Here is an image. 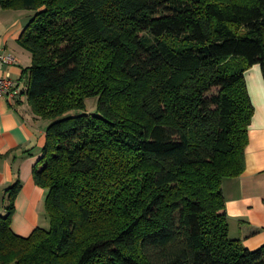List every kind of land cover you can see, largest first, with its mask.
Listing matches in <instances>:
<instances>
[{
	"label": "trees",
	"instance_id": "1",
	"mask_svg": "<svg viewBox=\"0 0 264 264\" xmlns=\"http://www.w3.org/2000/svg\"><path fill=\"white\" fill-rule=\"evenodd\" d=\"M32 12L25 95L47 122L33 168L47 229L0 216V264H264L229 237L222 183L245 168L264 79V0H0ZM96 110L87 113L88 100Z\"/></svg>",
	"mask_w": 264,
	"mask_h": 264
},
{
	"label": "crops",
	"instance_id": "2",
	"mask_svg": "<svg viewBox=\"0 0 264 264\" xmlns=\"http://www.w3.org/2000/svg\"><path fill=\"white\" fill-rule=\"evenodd\" d=\"M31 17L26 11L0 9V55L10 53L17 60L1 69L22 89L17 101L0 99V216L7 213L6 190L18 179L21 188L14 201L11 229L20 237H28L41 226L45 197L33 181V168L42 155L47 124L35 117L27 102L26 69L31 66V55L18 44ZM244 77L254 109L245 168L240 176L225 179L222 191L229 237L254 251L264 245V79L259 66L247 70Z\"/></svg>",
	"mask_w": 264,
	"mask_h": 264
},
{
	"label": "built area",
	"instance_id": "3",
	"mask_svg": "<svg viewBox=\"0 0 264 264\" xmlns=\"http://www.w3.org/2000/svg\"><path fill=\"white\" fill-rule=\"evenodd\" d=\"M16 58L8 53L0 55V99L6 98L17 101L22 95L21 85L13 80L7 72L2 71V66L16 64Z\"/></svg>",
	"mask_w": 264,
	"mask_h": 264
},
{
	"label": "rangeland",
	"instance_id": "4",
	"mask_svg": "<svg viewBox=\"0 0 264 264\" xmlns=\"http://www.w3.org/2000/svg\"><path fill=\"white\" fill-rule=\"evenodd\" d=\"M26 12H28V11H26ZM28 14H33V13L32 12H28ZM96 103H97V100L96 99L88 100V102H87V104H88L87 113L93 114L95 112V110H96ZM45 123L47 124V122H45ZM41 212H43V219H41V222L42 223H41V226H39V228H41V229H47L49 227V222H48L47 217L44 218V215L46 216V213H45V203H44V201H43V208L41 209Z\"/></svg>",
	"mask_w": 264,
	"mask_h": 264
}]
</instances>
